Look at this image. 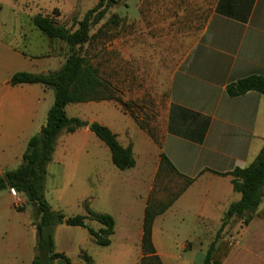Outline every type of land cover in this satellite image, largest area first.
<instances>
[{"label": "crops", "instance_id": "obj_1", "mask_svg": "<svg viewBox=\"0 0 264 264\" xmlns=\"http://www.w3.org/2000/svg\"><path fill=\"white\" fill-rule=\"evenodd\" d=\"M135 8V12L127 11L128 23L142 24L147 36L111 42L157 45L159 38L151 34L158 30L165 33L161 38L167 40L165 44L191 45L170 79L161 138L153 139L149 129L141 128L115 101L86 103H96L107 116L102 120L81 119L110 128L122 146L132 148L136 160L135 167L120 171L118 184L111 185L127 192V198L112 213L115 233L119 220L123 227L137 222L142 239L148 201L151 196L159 199L155 180L161 169V155H165L182 175L179 178L184 191L155 220L153 240L157 252L161 256L155 240L156 223L179 213V232L188 237L181 243V251H206V255L228 207L241 198L233 189L231 176L219 174L248 167L264 147V95L248 92L231 97L227 93L229 85L243 78L264 76V0H138ZM8 25L0 22V174L22 164L29 141L46 125L54 104L50 89L40 84L12 85V77L22 72L53 71L57 60L65 61L55 43H39L34 33L20 31L23 26ZM112 84L116 88L113 81ZM90 131L86 127L62 133L56 146L57 152L60 145L63 147L59 157L66 155L73 140L86 142ZM109 152L102 154V169H106L103 184H110L108 170L118 169ZM263 209L264 198L248 224L238 219L239 224L227 237L234 247L224 264H264V220L258 216ZM186 216H192L189 224Z\"/></svg>", "mask_w": 264, "mask_h": 264}, {"label": "rangeland", "instance_id": "obj_2", "mask_svg": "<svg viewBox=\"0 0 264 264\" xmlns=\"http://www.w3.org/2000/svg\"><path fill=\"white\" fill-rule=\"evenodd\" d=\"M138 0H121L116 7L109 8L104 19L91 27L92 42L80 48V54L86 55L94 65L101 67L103 75L116 85V96L128 105V109L143 123L157 139L161 138L164 115L168 106V90L171 76L186 56L191 45L165 44V33L153 31L151 36L159 38L157 45H131L128 41L111 42L112 39L128 37L145 38L142 24H129L127 11H136ZM98 0H0V22L23 26L20 31L37 36L38 42L48 41L31 23L32 17L42 14L56 18L69 30H76L77 22L94 8ZM113 21H116V23ZM11 28V27H10ZM202 28V20L199 30ZM102 29V33L99 30ZM196 31H192V37ZM187 42L186 39L183 40ZM29 48V45L25 43ZM56 49L61 54L69 53L68 46L56 42ZM56 62V61H55ZM64 62L57 60L54 70ZM55 101L54 91L50 89ZM69 116L82 119L93 117L102 120L107 116L99 111L97 104H70ZM113 121V116H108ZM93 123V122H92ZM91 123V124H92ZM65 134V133H63ZM72 134H69V137ZM86 142L80 139L72 141V147L65 156L59 157L62 146L55 150L54 160L48 165L45 183V195L54 210L67 217L87 215L85 204L96 213H115L127 198V192L115 189L121 170H108L110 184H103V152L108 147L92 132ZM59 139V138H58ZM57 146V145H56ZM57 148V147H56ZM110 153V152H109ZM112 165V164H111ZM117 178V180H116ZM155 194L159 200L168 202L183 186L182 179L169 169H160L156 176ZM155 195V196H156ZM87 201L89 203H87ZM118 218V217H117ZM192 216H186L187 224ZM117 222L116 233L111 238L110 246L96 245L87 229L66 224L59 225L55 231L57 250L65 252L71 259L70 264L84 263L81 255L87 253L94 264H140L142 258L140 229L137 222ZM238 219L230 222L222 238H227L231 229L239 224ZM33 209L26 197L12 191L0 192V264H32L36 253L37 232ZM192 223V220H191ZM95 230L102 226L95 221H87ZM155 238L161 257L168 264H201L205 252H183L181 243L188 239L187 234L179 232V213L170 214L164 221L156 223ZM181 258V259H179ZM56 264H67L58 260Z\"/></svg>", "mask_w": 264, "mask_h": 264}, {"label": "trees", "instance_id": "obj_3", "mask_svg": "<svg viewBox=\"0 0 264 264\" xmlns=\"http://www.w3.org/2000/svg\"><path fill=\"white\" fill-rule=\"evenodd\" d=\"M121 0H98L97 5L90 9L84 18L77 22L76 30H69L66 26L49 15H36L31 23L35 29L47 38L49 42L65 43L69 53L65 55L63 65L55 71L46 73H17L11 79L12 85L40 84L51 89L55 94V101L47 115L46 125L41 132L29 141L23 154L22 164L15 170L0 174V192L16 191L22 193L30 203L36 219L37 232L36 253L32 264H56L62 260L67 264L71 259L56 249L55 231L65 222L68 226L82 227L88 230L92 241L98 246H110L111 238L115 234L116 221L110 214L96 213L85 204L88 214L67 217L60 211L53 209L45 195V183L48 165L52 162L59 136L62 133H74L90 124L78 117H70L66 108L70 104L88 102L115 101L123 106L126 112L139 123L141 128L146 126L130 112L128 105L116 96V89L112 82L102 77L100 69L92 63L86 55L80 54V48L92 42L93 24L101 22L109 8L116 7ZM116 21H113V23ZM102 33V29L99 30ZM248 92H257L264 95V76L252 75L243 78L227 88L231 97H238ZM90 130L109 148L113 164L121 171L129 170L136 165L131 147H124L118 141L117 135L107 126L92 123ZM153 139L154 134L148 130ZM161 169H169L180 178L182 175L171 164L165 155H161ZM160 170V169H159ZM219 174V173H218ZM220 176H231L233 189L241 195L237 202L228 207L222 219L221 228L205 255L203 264H224L231 251L233 243L222 238V234L234 219H243L248 224L255 216L264 198V147L255 161L246 168H236ZM191 180H188L190 184ZM183 188L168 202H163L151 196L143 221L141 239L142 258L140 264H165L158 254L153 240V227L158 216L164 214L179 198ZM264 220V209L258 213ZM95 221L102 228L95 230L87 221ZM83 264H94V260L87 253L81 255Z\"/></svg>", "mask_w": 264, "mask_h": 264}, {"label": "water", "instance_id": "obj_4", "mask_svg": "<svg viewBox=\"0 0 264 264\" xmlns=\"http://www.w3.org/2000/svg\"><path fill=\"white\" fill-rule=\"evenodd\" d=\"M88 127L89 128H91L92 127V124L90 123L89 125H88ZM64 224H66L67 225V223L65 222Z\"/></svg>", "mask_w": 264, "mask_h": 264}, {"label": "built area", "instance_id": "obj_5", "mask_svg": "<svg viewBox=\"0 0 264 264\" xmlns=\"http://www.w3.org/2000/svg\"><path fill=\"white\" fill-rule=\"evenodd\" d=\"M12 192H14L16 195H18V194H19L18 192L14 191V190H12Z\"/></svg>", "mask_w": 264, "mask_h": 264}]
</instances>
